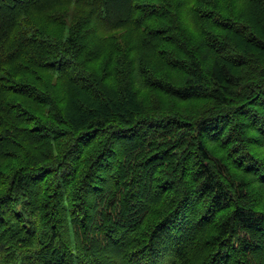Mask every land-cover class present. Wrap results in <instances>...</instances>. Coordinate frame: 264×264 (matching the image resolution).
<instances>
[{"label": "trees", "instance_id": "1", "mask_svg": "<svg viewBox=\"0 0 264 264\" xmlns=\"http://www.w3.org/2000/svg\"><path fill=\"white\" fill-rule=\"evenodd\" d=\"M0 264H264V0H0Z\"/></svg>", "mask_w": 264, "mask_h": 264}]
</instances>
